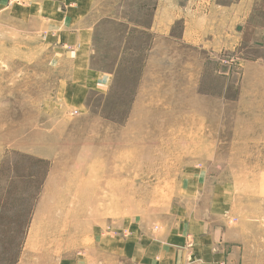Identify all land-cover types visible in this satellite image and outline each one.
<instances>
[{
  "label": "rangeland",
  "instance_id": "1",
  "mask_svg": "<svg viewBox=\"0 0 264 264\" xmlns=\"http://www.w3.org/2000/svg\"><path fill=\"white\" fill-rule=\"evenodd\" d=\"M74 3L0 0V264L202 221L264 264V0Z\"/></svg>",
  "mask_w": 264,
  "mask_h": 264
},
{
  "label": "crops",
  "instance_id": "2",
  "mask_svg": "<svg viewBox=\"0 0 264 264\" xmlns=\"http://www.w3.org/2000/svg\"><path fill=\"white\" fill-rule=\"evenodd\" d=\"M73 1V7L61 16L60 26L76 24L88 14L89 0ZM80 32L90 30L77 29V34ZM206 224V221L183 222L167 238L154 241L148 238L128 245L120 256H124V264H235V260L243 257L239 247L231 245L227 238L207 232Z\"/></svg>",
  "mask_w": 264,
  "mask_h": 264
}]
</instances>
